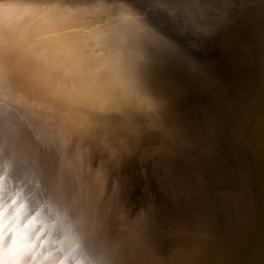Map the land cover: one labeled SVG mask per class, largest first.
I'll list each match as a JSON object with an SVG mask.
<instances>
[{"label": "bare ground", "instance_id": "obj_1", "mask_svg": "<svg viewBox=\"0 0 264 264\" xmlns=\"http://www.w3.org/2000/svg\"><path fill=\"white\" fill-rule=\"evenodd\" d=\"M44 2L0 0V41L6 50L0 64V101L7 98L17 133L24 139L48 145L60 163L63 179L78 189L86 202L98 235L114 245L119 264H215L214 243H203L198 233L207 222L212 230L217 229V237L226 227L209 218L202 226L201 206L192 199L199 195V184L193 181L187 188L185 181H179L184 187L181 193L190 199L175 195L174 207L180 209L177 214L187 218L184 226L175 228L179 224L174 226L173 218H169L172 211L164 197L171 181L157 179L159 182L154 184L165 162L159 156H166L163 150L167 148L160 144L157 134L138 137L137 126L118 115L142 108L111 85L107 71L96 81H83L75 90L69 85L68 90L61 91L57 75L50 74L39 59L43 52L49 61L54 60L59 43H70L89 62L98 59L97 45H103V36L85 27L92 21V10L71 9L68 18L64 12L45 15L40 11L45 9ZM119 3L127 2L112 4ZM154 90L159 95L158 89ZM91 144L103 148L104 154L111 157L113 168L124 178L118 197L112 190L111 174L97 175L98 163ZM179 176L180 180L191 177L182 173ZM156 187L159 192H155ZM155 199L159 202L156 207ZM220 251L225 255L221 264H238L235 244H224ZM12 252L17 256L23 254L19 247Z\"/></svg>", "mask_w": 264, "mask_h": 264}, {"label": "water", "instance_id": "obj_2", "mask_svg": "<svg viewBox=\"0 0 264 264\" xmlns=\"http://www.w3.org/2000/svg\"><path fill=\"white\" fill-rule=\"evenodd\" d=\"M67 1L87 0H61ZM121 1L127 2L105 0ZM187 3V50L154 53L159 63L153 86L167 102L163 118L143 109L118 115L137 126L138 137L157 134L167 148L166 156H159L165 162L154 184L171 181L160 195L169 204L172 223L179 224L175 228L187 221L177 214L175 195L190 199L181 193L183 185L197 181L199 195L192 199L201 206L202 226L209 218L227 228L217 237L207 222L198 233L203 243H214L215 264L225 259L219 252L224 244H235L238 264H264V0ZM87 23L94 28V22ZM200 27H208L210 34ZM181 173L192 178L180 180Z\"/></svg>", "mask_w": 264, "mask_h": 264}, {"label": "clouds", "instance_id": "obj_3", "mask_svg": "<svg viewBox=\"0 0 264 264\" xmlns=\"http://www.w3.org/2000/svg\"><path fill=\"white\" fill-rule=\"evenodd\" d=\"M57 3L45 0L44 7ZM59 7L92 10L93 30L103 36L96 55L107 62L111 85L162 119L167 102L153 87L154 53L187 50V0H127L115 5L59 0ZM198 30L210 34L208 27ZM5 101H0V264H119L114 245L98 235L79 190L63 179L56 156L48 145L17 133ZM90 147L97 175L111 174L118 197L124 178L103 148ZM16 247L22 255L13 254Z\"/></svg>", "mask_w": 264, "mask_h": 264}, {"label": "snow or ice", "instance_id": "obj_4", "mask_svg": "<svg viewBox=\"0 0 264 264\" xmlns=\"http://www.w3.org/2000/svg\"><path fill=\"white\" fill-rule=\"evenodd\" d=\"M45 15L56 12H64L65 18L71 14V9L60 8L59 0L56 6L51 8L40 9ZM79 11V10H78ZM100 45L98 44L97 47ZM35 54V53H32ZM6 50L4 42L0 41V64L3 63ZM39 59L49 69L50 74L55 73L58 77L56 80L57 85L61 91H66L71 85L72 89H76V85L83 81H96L98 77L108 70V64L103 59L98 58L94 62L86 60L78 50L70 43H59L55 55V59L49 61L45 53H39ZM23 239V236L20 237Z\"/></svg>", "mask_w": 264, "mask_h": 264}]
</instances>
